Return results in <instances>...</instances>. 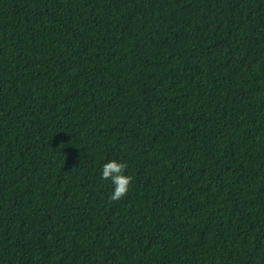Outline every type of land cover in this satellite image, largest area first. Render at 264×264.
Listing matches in <instances>:
<instances>
[{"label": "trees", "instance_id": "1", "mask_svg": "<svg viewBox=\"0 0 264 264\" xmlns=\"http://www.w3.org/2000/svg\"><path fill=\"white\" fill-rule=\"evenodd\" d=\"M0 264H264V0H0Z\"/></svg>", "mask_w": 264, "mask_h": 264}, {"label": "clouds", "instance_id": "2", "mask_svg": "<svg viewBox=\"0 0 264 264\" xmlns=\"http://www.w3.org/2000/svg\"><path fill=\"white\" fill-rule=\"evenodd\" d=\"M126 168V163L115 160H111L102 166L101 179L110 180L114 186L108 197L110 201H119L128 194L132 177L124 174Z\"/></svg>", "mask_w": 264, "mask_h": 264}]
</instances>
